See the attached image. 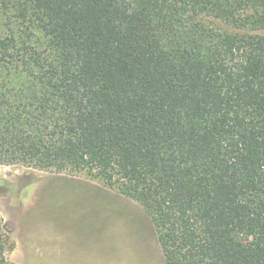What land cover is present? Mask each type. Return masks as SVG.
I'll list each match as a JSON object with an SVG mask.
<instances>
[{
	"label": "trees",
	"instance_id": "trees-1",
	"mask_svg": "<svg viewBox=\"0 0 264 264\" xmlns=\"http://www.w3.org/2000/svg\"><path fill=\"white\" fill-rule=\"evenodd\" d=\"M262 30L264 0H0V164L134 200L163 264H264Z\"/></svg>",
	"mask_w": 264,
	"mask_h": 264
},
{
	"label": "rangeland",
	"instance_id": "rangeland-1",
	"mask_svg": "<svg viewBox=\"0 0 264 264\" xmlns=\"http://www.w3.org/2000/svg\"><path fill=\"white\" fill-rule=\"evenodd\" d=\"M0 217L12 264H163L142 207L84 173L0 164Z\"/></svg>",
	"mask_w": 264,
	"mask_h": 264
}]
</instances>
